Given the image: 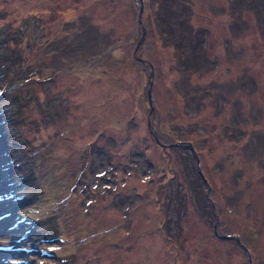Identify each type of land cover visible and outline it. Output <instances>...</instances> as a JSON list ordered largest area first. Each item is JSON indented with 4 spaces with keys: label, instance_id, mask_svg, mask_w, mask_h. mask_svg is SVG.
<instances>
[{
    "label": "rangeland",
    "instance_id": "1",
    "mask_svg": "<svg viewBox=\"0 0 264 264\" xmlns=\"http://www.w3.org/2000/svg\"><path fill=\"white\" fill-rule=\"evenodd\" d=\"M164 1L0 0V264H264V0Z\"/></svg>",
    "mask_w": 264,
    "mask_h": 264
},
{
    "label": "water",
    "instance_id": "2",
    "mask_svg": "<svg viewBox=\"0 0 264 264\" xmlns=\"http://www.w3.org/2000/svg\"><path fill=\"white\" fill-rule=\"evenodd\" d=\"M140 10H141V7H140ZM140 12H141V11H140ZM138 20L141 21L140 15H138ZM141 38H142V37H140V39L138 40V43H137L135 49L137 48L139 42L141 41ZM134 55L136 56L137 59H142V57H140L139 55H136V51H134ZM152 74H153V67L150 68V76H151ZM149 79H150V78H149ZM150 81H151V80H150ZM148 93H149V95H150V90H148ZM197 160H198V169H199L200 173H202V170L200 169V165H199V159L197 158ZM216 225H217V219H216V223H215V225H214V230H215V232H216L218 235L225 236V237H231V236H232V234H229V233H222V232H220V231L217 229ZM233 236L236 238L237 242H238L241 246L245 247V249L247 250L248 255H250L249 248H248L243 242H241V241L239 240L238 235H237V234H234ZM249 259H250V256H249Z\"/></svg>",
    "mask_w": 264,
    "mask_h": 264
},
{
    "label": "trees",
    "instance_id": "3",
    "mask_svg": "<svg viewBox=\"0 0 264 264\" xmlns=\"http://www.w3.org/2000/svg\"><path fill=\"white\" fill-rule=\"evenodd\" d=\"M167 1H170L171 3H172V1H173V3H175V6H176V9L178 10V7H177V5H180V6H184V7H186V5H184V4H186L185 3V0H167ZM163 2H166V1H164L163 0ZM160 3H162V0H160ZM172 6H173V4H171V7H170V10H169V13L171 14V17L169 18V19H166L168 22H167V24H166V26H169V27H171V28H173V26L175 25L174 23H172L171 21L172 20H174L175 19V21H179V18L182 16V15H180V17L179 18H177L178 17V11H177V14H176V12H175V7L173 6V8H172ZM185 9V8H184ZM254 10V9H253ZM171 31V30H170ZM179 36V35H178ZM34 78H36L37 80H39L38 79V77H34ZM0 86H2L3 85V83L2 82H0Z\"/></svg>",
    "mask_w": 264,
    "mask_h": 264
}]
</instances>
